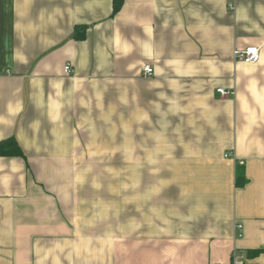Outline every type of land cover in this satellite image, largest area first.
Listing matches in <instances>:
<instances>
[{
	"label": "crops",
	"instance_id": "1",
	"mask_svg": "<svg viewBox=\"0 0 264 264\" xmlns=\"http://www.w3.org/2000/svg\"><path fill=\"white\" fill-rule=\"evenodd\" d=\"M230 1L0 0V264H264V0Z\"/></svg>",
	"mask_w": 264,
	"mask_h": 264
},
{
	"label": "rangeland",
	"instance_id": "2",
	"mask_svg": "<svg viewBox=\"0 0 264 264\" xmlns=\"http://www.w3.org/2000/svg\"><path fill=\"white\" fill-rule=\"evenodd\" d=\"M89 168L93 169L92 172L100 173L102 175L103 190H113V204L125 205V200L128 199L127 195L129 194V190L131 191L132 188H139L141 185L142 166H137V170L134 169V171L133 169H131L132 166H128L125 164L87 166V169ZM132 172H135V176L139 178V182L138 180L135 182L131 181ZM139 199L141 200V198H138L136 196L134 197L135 204L137 201H139ZM156 199L157 198L148 197L147 203H149L150 205L157 204ZM165 200L166 204L173 203L172 197H167L165 198Z\"/></svg>",
	"mask_w": 264,
	"mask_h": 264
},
{
	"label": "trees",
	"instance_id": "3",
	"mask_svg": "<svg viewBox=\"0 0 264 264\" xmlns=\"http://www.w3.org/2000/svg\"><path fill=\"white\" fill-rule=\"evenodd\" d=\"M123 4V0H114L113 14L117 13ZM86 33V26L78 25L75 28V37L83 38ZM0 156H20L26 158V154L20 143L15 137H10L0 141ZM246 178L244 169L237 168L236 184L241 186L245 183Z\"/></svg>",
	"mask_w": 264,
	"mask_h": 264
},
{
	"label": "built area",
	"instance_id": "4",
	"mask_svg": "<svg viewBox=\"0 0 264 264\" xmlns=\"http://www.w3.org/2000/svg\"><path fill=\"white\" fill-rule=\"evenodd\" d=\"M238 1L239 0H231L230 3H229V8L231 10H234L236 8V3ZM233 54H234V58L236 60H238V61L256 62L260 58V48L257 47V46H251V47H248V48H245V49L236 48L234 50ZM65 72H67V73H71L72 72L71 64H67L65 66ZM153 72H154L153 67H151L150 65H145L144 66L143 73L145 75L151 76L153 74ZM217 91L220 94V97L224 98V99L235 94V91L233 89L224 88V87L218 88ZM237 229H239L240 232L242 233L243 226L241 224H238L237 225ZM235 263L239 264L237 259H235Z\"/></svg>",
	"mask_w": 264,
	"mask_h": 264
}]
</instances>
